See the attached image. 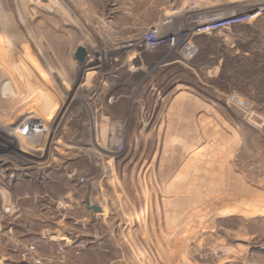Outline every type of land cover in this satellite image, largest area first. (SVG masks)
Wrapping results in <instances>:
<instances>
[{"label":"rangeland","instance_id":"1","mask_svg":"<svg viewBox=\"0 0 264 264\" xmlns=\"http://www.w3.org/2000/svg\"><path fill=\"white\" fill-rule=\"evenodd\" d=\"M135 2L0 0V53L13 64L0 79V181L76 187L77 219L104 173L89 204L106 221L94 213L76 224L66 248L74 264H248L250 250L251 264H264V217L226 216L264 213L251 208L264 204V0H181L183 15L165 26L113 28ZM212 14L241 20L197 32L196 20ZM150 27L175 44L145 46ZM186 42L196 49L189 59ZM95 227L117 245L105 239L81 256ZM29 245L34 264L55 252L42 257L28 243L21 257Z\"/></svg>","mask_w":264,"mask_h":264},{"label":"crops","instance_id":"2","mask_svg":"<svg viewBox=\"0 0 264 264\" xmlns=\"http://www.w3.org/2000/svg\"><path fill=\"white\" fill-rule=\"evenodd\" d=\"M136 2L131 7L132 11L125 16L128 17L126 18L127 21L120 20V25L111 23L113 28L118 26L117 29L120 31L137 33L143 32L148 26L162 27L168 24L166 22L167 18L172 16L179 18L183 15L185 8L181 0H136ZM135 54L132 57L135 58ZM142 66L147 67L144 59H140L134 68L138 70ZM75 173L76 168H73L68 176ZM16 178L15 180L8 179L6 183L0 181V209L6 205L14 204H20L22 207L20 213L4 214L0 217V264H34L30 257H21L23 249H20V247L28 243L34 244L38 255L42 257L52 254L58 243L66 242L67 248L71 249L72 245L78 240L76 235V224L78 222L81 226L87 225L89 219H91L90 216L94 213H99L97 216L101 222L106 221V213L103 209L100 208V212H95L89 206L93 205L89 202L92 203L91 195L94 190L101 191L102 189L101 181L105 178V175L100 170L88 185L87 197L84 200L85 215L83 218L77 217V219L76 206L79 201L76 200V187H53L48 184V181L42 179L26 177L21 180L20 177ZM60 200L66 203L67 209L55 206V202ZM255 207L251 208L264 210V204ZM229 211L226 216L238 215L249 220L256 216L264 217V213L242 215L241 209L232 208ZM137 220H140L139 217H137ZM146 221L147 219H143V217L140 220L143 224ZM86 238H89L88 243L81 256H93L101 249L100 246L105 239L116 244L114 237L108 236L97 227ZM16 244L20 246H16ZM154 251H152L153 254ZM144 252L147 251L143 250ZM255 256L257 255H254V252L250 250L247 251L244 257L248 264H251ZM122 257V254H120L116 260L122 262ZM234 261H236L234 257L228 256L224 260H219L217 264H233ZM106 264H111V262Z\"/></svg>","mask_w":264,"mask_h":264},{"label":"built area","instance_id":"3","mask_svg":"<svg viewBox=\"0 0 264 264\" xmlns=\"http://www.w3.org/2000/svg\"><path fill=\"white\" fill-rule=\"evenodd\" d=\"M202 0H192V4H197ZM195 5L192 6V8ZM207 17L212 18L210 21H206L205 19ZM241 19H233L232 17L230 19H223L222 16L220 15H211V16H206L203 19L196 20L197 22V32L202 31L205 28H219L222 26H228L231 23L238 22ZM181 30L177 31L180 33ZM175 37L174 36H160L158 34V31L156 27H150L145 31V33L142 36L141 42L147 46V47H155L160 44H166L168 46H173L175 44ZM196 52L195 47L192 45L191 42H186L183 45L182 48V53L186 58H191ZM57 208H65V202H57L56 203ZM20 211V207L18 205H6L4 206L1 211H0V217L3 216L4 214H13V213H18ZM66 242L63 243H58L55 252L49 256V258L46 261H41L39 257L36 256L34 258V262L36 264H74L72 260L68 258L66 248L68 247L65 245ZM34 246L29 245L27 248H25V252L22 253V257H26L30 253L34 252Z\"/></svg>","mask_w":264,"mask_h":264},{"label":"bare ground","instance_id":"4","mask_svg":"<svg viewBox=\"0 0 264 264\" xmlns=\"http://www.w3.org/2000/svg\"><path fill=\"white\" fill-rule=\"evenodd\" d=\"M233 15V14H232ZM230 19V18H229ZM206 21H210V20H212V18H210V17H207L206 19H205ZM226 20V19H225ZM12 21V20H11ZM10 21V22H11ZM9 25V24H8ZM13 33V32H12ZM17 34H19V33H17ZM12 36V39L13 40H17L18 38L16 37V35H11ZM15 37V38H14ZM21 41V39H18V41ZM19 41V42H20ZM22 42V41H21ZM20 42V44L22 45L21 47H25V44L24 43H21ZM18 43V42H17ZM6 49V48H5ZM14 52V51H13ZM10 52H8V53H0V79L1 78H11V76H10V73L8 72V71H4V69H3V67L4 66H6V69H8L9 68V65L11 66L12 65V68L11 69H13V64H11L12 62H10ZM13 55V54H12ZM24 61V60H23ZM13 62H14V60H13ZM15 63V62H14ZM15 65V64H14ZM15 67V66H14ZM36 67H37V65H36ZM18 68V67H17ZM23 71V70H22ZM15 72V71H14ZM13 72V73H14ZM6 74H8V76L6 75ZM26 74V73H25ZM43 74V73H42ZM38 75V74H37ZM9 81L6 83V87L8 88V92L9 93H11L12 94V90H11V81H12V79H8ZM30 80V79H29ZM43 81V80H42ZM22 82V81H21ZM12 83H14V82H12ZM45 84V83H44ZM45 86V85H44ZM23 91V90H22ZM44 95V94H43ZM178 106V105H177ZM211 112V111H210ZM70 147V146H69ZM72 148V147H71ZM162 223V222H161ZM165 225V224H164ZM168 225V224H167Z\"/></svg>","mask_w":264,"mask_h":264},{"label":"water","instance_id":"5","mask_svg":"<svg viewBox=\"0 0 264 264\" xmlns=\"http://www.w3.org/2000/svg\"><path fill=\"white\" fill-rule=\"evenodd\" d=\"M86 55V50L84 47H78L76 49V53H75V56H76V59L78 61H82L84 59V56ZM90 206V205H89ZM90 208L95 211V212H100L101 209L100 207L96 206V205H91Z\"/></svg>","mask_w":264,"mask_h":264}]
</instances>
